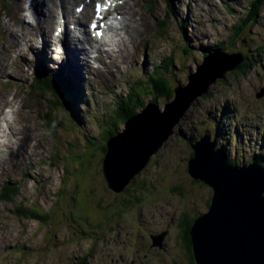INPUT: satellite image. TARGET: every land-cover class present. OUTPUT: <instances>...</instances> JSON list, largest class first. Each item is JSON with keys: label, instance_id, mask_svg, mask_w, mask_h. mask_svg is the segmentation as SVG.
<instances>
[{"label": "rangeland", "instance_id": "rangeland-1", "mask_svg": "<svg viewBox=\"0 0 264 264\" xmlns=\"http://www.w3.org/2000/svg\"><path fill=\"white\" fill-rule=\"evenodd\" d=\"M11 1L0 0V65L8 63L2 49L29 32L23 21L31 28L30 21L37 19L33 15L20 21L22 16L15 14ZM257 1L178 0L168 9L163 0H130L137 20L144 21L131 19V25L138 27L136 37L127 41V49L116 62L111 61L114 67L118 61L119 69L109 71L99 60L89 61L99 74L76 85L68 81L75 90L74 103L66 96L55 110L50 109L49 92L32 93L27 84L38 71L52 75L61 70L66 77L62 64L52 56L53 65L39 64L29 53L18 55L15 43L14 64L8 71L15 70L17 76H0V125L4 129L0 143L5 142L8 125L13 131L29 125L28 105L33 133L27 134L24 128L21 136L26 143L18 149L15 144L11 155L8 144L1 147L5 174L0 175V189L3 182L15 183L19 194L12 202L0 200V264H191L183 237L188 224L206 211L212 189L187 172L190 144L208 133L237 165L257 161L264 166V95L256 97L264 88V3L259 7ZM78 4H72V12ZM249 6L250 12H259L247 22ZM121 7H125L123 2ZM163 19L167 27L160 34L155 23ZM239 21L242 30L237 33ZM219 42L227 46V52H246L251 65L243 72L226 71L206 93L194 98L173 134L150 156L125 192L109 190L102 177V147L125 123L114 114L121 111L115 100L137 81L140 89L150 90L151 85L143 81L161 59L172 61L171 72L165 73L173 98L175 88L187 84V76L203 61V48ZM183 47L189 48L187 53ZM140 93L145 104L155 102L160 111L168 101H154L144 91ZM46 111L58 123L53 135L44 126ZM18 205L22 209L32 206L43 220L17 215ZM162 232L161 248H152L150 236Z\"/></svg>", "mask_w": 264, "mask_h": 264}, {"label": "water", "instance_id": "water-1", "mask_svg": "<svg viewBox=\"0 0 264 264\" xmlns=\"http://www.w3.org/2000/svg\"><path fill=\"white\" fill-rule=\"evenodd\" d=\"M242 61L241 52H207L196 71L187 76L186 86L174 90L175 98L178 89L188 87V98L181 105L174 100L160 111L150 102L141 110L147 115L129 117L124 129L105 143L101 170L108 189L121 192L173 134V127L193 99ZM194 85L196 89L192 90ZM263 95L261 88L256 97ZM190 146L188 174L212 189L206 211L195 217L188 231L193 263L264 264V166L256 162L241 166L228 163L226 154L208 133ZM163 236L164 232L151 235V246L160 247Z\"/></svg>", "mask_w": 264, "mask_h": 264}, {"label": "bare ground", "instance_id": "bare-ground-1", "mask_svg": "<svg viewBox=\"0 0 264 264\" xmlns=\"http://www.w3.org/2000/svg\"><path fill=\"white\" fill-rule=\"evenodd\" d=\"M81 1L85 2V7L79 15H74V12H72L71 10V6L75 2ZM132 1L135 2L136 0ZM176 1L178 0H174L173 4ZM99 2L102 5L104 4V0H100ZM121 2H123L125 6L124 8L121 7ZM10 4L13 7L14 11L18 12H15V14H19V16H22L20 18V21H23L25 17L29 19L30 16L33 15L37 16V19L34 18L32 21H30L31 28L27 27L29 25V22L23 21V23L26 24L25 27L29 32L24 33L20 38L12 39V43L8 44L2 49L3 54H7L6 56L8 57V63H2L0 65V76H17V72L15 70L12 69L8 71V69L12 68V65L14 64L11 53L15 49V43L18 44V48L15 49V52L18 55L23 53L32 54L37 59L38 63L45 62L46 58L51 61V56L55 61H59L62 64L63 71L66 74L67 78L72 82V85H76V82L82 79V77L85 75L84 72L90 75V77L99 74L98 69L94 68L92 65L90 66L87 60L88 51L86 50L85 46L87 44H90L92 40H96L95 37L91 38L87 35L85 37V40L82 41L78 36L69 37L71 30L65 25L62 17L63 15L69 18V26H72L73 19L77 20V22H83V20L90 16L92 12L90 6L86 3L85 0H12ZM107 6V10H109V17L106 26L103 24L104 43H106L107 45L115 46L116 50H109L107 46L104 47L102 43H98L97 45H94V52L97 53L96 56L99 61L102 62L104 68L111 71L114 68L119 69L118 66L120 63L117 61V67H114L111 61L116 62L118 54L125 52L124 50H126L128 47L127 41H131L133 36L137 34L138 27H136V24L133 26L131 25V19L133 21L137 20V12L135 11L134 6L130 4V0H108ZM99 8L101 9L100 5ZM117 8L119 9V11H121L120 13L122 14V19L118 17L119 11H115L117 10ZM137 21L138 23H142L144 19H138ZM183 22H186L187 24V21H185V19L181 21V24L185 26L186 24H184ZM120 26L124 31H120ZM23 27L24 25L21 27V29H23ZM85 33L86 31L84 30L80 31L79 33L76 32L75 34L83 36L85 35ZM12 35L10 33V38H12ZM135 52L136 50L134 51V53ZM206 75L209 78L211 77V74L209 72H207ZM184 86H186V84L182 85V87ZM191 89H196V86H193V88ZM188 95V87L178 89L175 98L173 95V98H170V100H168L166 103L168 104L174 100H177L176 103L181 105L182 101L188 98ZM148 103L149 102H147V104ZM27 110L28 112H30V114L27 116L29 125L24 124L22 127L15 129V131H13L14 127L12 128L11 125H8L9 132L5 136L3 141H5L4 143L8 144L10 147V155L11 152H13L12 147L15 144H17L18 149L19 147L23 146V143H26L24 137L21 136V134H24V128H26L27 134L32 135L33 133V125L31 124V118L33 114L29 105L27 107ZM141 110H139V113H142V115H147V113ZM147 111H149V109H147ZM18 130L20 131V135L16 136L19 133ZM3 131L4 129L0 125V132ZM11 136L16 137V141H12L10 138ZM35 137L34 139H36ZM4 143H0V152L2 151L1 147H3L2 144ZM2 163L3 159H0V175L5 174Z\"/></svg>", "mask_w": 264, "mask_h": 264}, {"label": "trees", "instance_id": "trees-1", "mask_svg": "<svg viewBox=\"0 0 264 264\" xmlns=\"http://www.w3.org/2000/svg\"><path fill=\"white\" fill-rule=\"evenodd\" d=\"M163 1H166L168 9L172 8L174 0H163ZM257 3L259 4V7H260V5H262L264 3V0H258ZM148 7L149 6L146 7L147 10H148ZM258 12H259L258 10L250 12V6H249V12L246 15L245 20L247 22L252 21L256 17ZM184 24H186V22ZM240 24H241L240 21L237 22V27H238L237 33L241 32V30H242L240 27ZM155 25H156L157 29L160 31V34H162L166 30L167 22L165 21V19H163L160 22H156ZM237 33H235V34H237ZM188 49L189 48L186 49V47H183V50L185 51V53H187ZM203 49L205 51L203 54L204 56L206 55L207 52H210V50L215 51V50L219 49V50L227 52L226 51L227 46L222 42L215 43L211 47H204ZM242 55H243V61L235 67V69H238L239 72H243L244 70H246L249 67V65H251L248 54L246 52H242ZM171 65H172V61L171 62H165L164 59L159 60V62L155 65V68L153 69V71L150 72L149 75L147 76L146 80L143 81V83L151 85L150 90L140 89L139 83H141V82H139V81L135 82V85H132V84L129 85L128 90H127V94L125 96L120 95L118 97V99L115 100L116 105L118 107H120L119 109L121 111H126V112L122 113L121 111H114V114L118 113V116L120 118H122V122H124L129 117H131L133 114H135L136 110H138V109L141 110L147 104V103L145 104V102H143L141 100L142 99L141 98L142 95L140 93L141 90L145 92L146 96H149L154 101H157L159 98H164V99L169 100L172 96V88H170V86H169V83H168V80L166 77L167 74L165 73V70H167L168 73L171 72ZM157 83H158V85L156 86ZM27 87L29 88L30 92L36 93V94L49 92L51 96H50V99H48V101L50 104V109H52V110L59 108L60 105L62 107L63 103H61V101H60L61 99L65 100L66 96H68V99L72 100V96H73V90H72L68 80L63 78L62 72H58V71L52 75L51 74H43V73H40V71H38L34 76H32L31 81H29L27 84ZM20 88H22V87H20ZM156 88H157V90L155 91ZM152 92H154V95ZM121 98H122V100H121ZM118 101H121L122 103L119 104ZM151 103H155V102H151ZM121 105L126 107V108L121 107ZM44 115H45V117L43 116V119L45 121L44 126H45L46 130L48 132H50L51 135H53L54 130H55L54 128L57 127V124H58L56 121V118L54 116H51V114L49 112H46ZM220 148H221V150H223V153L226 154L225 156L227 158L226 160L228 161V163L236 164V162L233 159L228 157L226 150L223 147H220ZM105 149H106V146H103L102 147L103 155H104ZM260 165H262V164H260ZM101 167H102V161H101ZM142 171L143 170H141L139 172V174ZM102 177H103V174H102ZM129 184L125 187L126 189L129 186ZM18 194H19V187L16 186L15 183L12 184V183H9L7 181L2 183V186L0 189V200L12 202V200L15 197H17ZM116 205L118 206V203ZM16 214L24 216L26 218L34 219L37 221L43 220V216H41L38 212H36L35 209L32 208V206H30V205L24 207L23 209H22V207H20L18 205L16 207ZM117 214H118V212H115V215H117ZM191 224H192V222H190L188 224V227L186 230V242L188 244L189 249H190V240H189L188 231H189ZM185 246H186V243H185ZM186 248H187V246H186ZM190 263L194 264L192 258H191Z\"/></svg>", "mask_w": 264, "mask_h": 264}, {"label": "flooded vegetation", "instance_id": "flooded-vegetation-1", "mask_svg": "<svg viewBox=\"0 0 264 264\" xmlns=\"http://www.w3.org/2000/svg\"><path fill=\"white\" fill-rule=\"evenodd\" d=\"M138 175H139V174H138ZM138 175H137V176H138ZM125 189H126V188H125ZM125 189H123L121 192H118L117 194L124 192ZM208 202H209V200H208ZM208 205H209V203L207 204V207H208ZM117 216H118V214L116 215V217H117ZM183 240L186 241V235L183 237ZM185 243H186V246H187V251H188V253H189V260H190V262H191V258H192V256H191V250L188 248V244H187V242H184V245H185ZM161 246H162V242H161ZM161 246L158 247V248H161ZM151 247L154 248V247H156V246H151Z\"/></svg>", "mask_w": 264, "mask_h": 264}, {"label": "clouds", "instance_id": "clouds-1", "mask_svg": "<svg viewBox=\"0 0 264 264\" xmlns=\"http://www.w3.org/2000/svg\"><path fill=\"white\" fill-rule=\"evenodd\" d=\"M40 73L47 74V73H45L44 71H40ZM70 89H71V88H70ZM72 90H73V96H72V95H71V96H72V98H73V97L75 96V90H74L73 88H72ZM77 90H78V89H77ZM60 101H61V103H63V102H62V101H63L62 99H61ZM70 101H71V103H74V101H72V100H70ZM59 108H61V105L59 106ZM46 112H47V111H46ZM46 112H45V113H46ZM45 113H44V114H45Z\"/></svg>", "mask_w": 264, "mask_h": 264}, {"label": "snow or ice", "instance_id": "snow-or-ice-1", "mask_svg": "<svg viewBox=\"0 0 264 264\" xmlns=\"http://www.w3.org/2000/svg\"><path fill=\"white\" fill-rule=\"evenodd\" d=\"M97 7H99V5H97Z\"/></svg>", "mask_w": 264, "mask_h": 264}]
</instances>
